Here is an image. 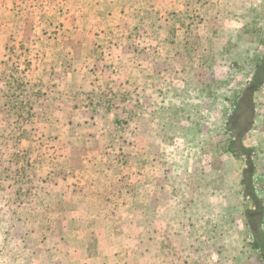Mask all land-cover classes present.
<instances>
[{
    "label": "rangeland",
    "instance_id": "obj_1",
    "mask_svg": "<svg viewBox=\"0 0 264 264\" xmlns=\"http://www.w3.org/2000/svg\"><path fill=\"white\" fill-rule=\"evenodd\" d=\"M0 6V264H264V0Z\"/></svg>",
    "mask_w": 264,
    "mask_h": 264
},
{
    "label": "crops",
    "instance_id": "obj_2",
    "mask_svg": "<svg viewBox=\"0 0 264 264\" xmlns=\"http://www.w3.org/2000/svg\"><path fill=\"white\" fill-rule=\"evenodd\" d=\"M224 0H171V8L172 11H187L193 12L196 9L201 12H207L209 10L219 11L221 7V3ZM4 9V8H3ZM235 9V7H233ZM0 10H2L0 6ZM201 17H206L202 15Z\"/></svg>",
    "mask_w": 264,
    "mask_h": 264
},
{
    "label": "trees",
    "instance_id": "obj_3",
    "mask_svg": "<svg viewBox=\"0 0 264 264\" xmlns=\"http://www.w3.org/2000/svg\"><path fill=\"white\" fill-rule=\"evenodd\" d=\"M263 70H264V63L261 64V66H259V68H258L259 73L256 75L255 79L253 80L251 88H250L248 93H252V92L256 91L258 89V87L262 84V82H264V73H262ZM231 145H232V143H229V146L227 148V152H232L233 151L232 148H231ZM242 186L244 187V189H247V187H249V192L246 193L245 196L250 199L251 203L255 207L260 208V206H259L260 201L258 200V198L256 196H254L253 191L251 190V185L249 184V185L246 186L244 183H242ZM262 214H263V212H262V209H261L257 213V215H262ZM251 231H253V233L255 234L256 229H255L254 226H251ZM253 247L255 249H258L259 251H261V255H262L261 258L264 261V251L262 250V247L257 242H255L253 244Z\"/></svg>",
    "mask_w": 264,
    "mask_h": 264
}]
</instances>
